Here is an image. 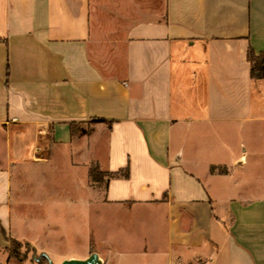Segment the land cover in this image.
<instances>
[{
    "label": "crops",
    "instance_id": "crops-1",
    "mask_svg": "<svg viewBox=\"0 0 264 264\" xmlns=\"http://www.w3.org/2000/svg\"><path fill=\"white\" fill-rule=\"evenodd\" d=\"M250 49L264 52V0H0V247L19 241L16 193L59 182L94 222L63 261L264 264ZM62 163L74 176L56 181Z\"/></svg>",
    "mask_w": 264,
    "mask_h": 264
},
{
    "label": "rangeland",
    "instance_id": "rangeland-1",
    "mask_svg": "<svg viewBox=\"0 0 264 264\" xmlns=\"http://www.w3.org/2000/svg\"><path fill=\"white\" fill-rule=\"evenodd\" d=\"M98 123L99 121H90L79 131L97 132ZM106 134L107 126L105 125L100 134L101 142L97 144L100 153L104 151ZM92 168L96 169L95 177L100 179L99 183L103 190L108 175L95 166ZM46 172L51 173L56 181L64 179L65 175L74 176L72 172L65 170L63 163L59 164L58 168L52 167ZM71 181L69 178L68 185H75ZM55 184L61 183L53 182L51 192L47 189H35L31 193L26 187L25 190L16 193L10 232L13 238L19 241L12 243L11 239L0 247V264H48V258L43 255V251L39 250L42 247L51 251L52 257L49 258L55 264H61L64 256H77L84 252L85 239L80 233L81 230L92 232L88 229L92 230L94 225L93 215L89 211L79 210L80 207L75 204L80 198L77 193L73 192V196L70 194L67 198L69 194L62 191L63 188L57 189ZM71 197L73 201L70 200ZM64 226L68 229L65 230ZM2 240L6 241L4 235ZM30 241L36 242L38 250L29 243ZM15 251L18 256L13 254ZM135 264H149V260L143 258Z\"/></svg>",
    "mask_w": 264,
    "mask_h": 264
},
{
    "label": "trees",
    "instance_id": "trees-1",
    "mask_svg": "<svg viewBox=\"0 0 264 264\" xmlns=\"http://www.w3.org/2000/svg\"><path fill=\"white\" fill-rule=\"evenodd\" d=\"M248 58L251 62V73L254 78H263L264 77V52H261L259 54H256L253 49H250L248 52ZM74 130V126H73ZM95 168L91 169V177L96 180L100 181V179L95 177ZM123 175L128 176L127 173H124ZM12 243H17V240L12 239ZM15 251L13 254L17 255Z\"/></svg>",
    "mask_w": 264,
    "mask_h": 264
},
{
    "label": "water",
    "instance_id": "water-1",
    "mask_svg": "<svg viewBox=\"0 0 264 264\" xmlns=\"http://www.w3.org/2000/svg\"><path fill=\"white\" fill-rule=\"evenodd\" d=\"M43 255L48 258V264H55L46 254ZM61 264H101V259L98 253L93 252L85 259H66Z\"/></svg>",
    "mask_w": 264,
    "mask_h": 264
}]
</instances>
